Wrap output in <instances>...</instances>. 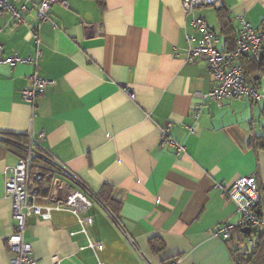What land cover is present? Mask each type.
I'll return each instance as SVG.
<instances>
[{
    "label": "crops",
    "instance_id": "crops-1",
    "mask_svg": "<svg viewBox=\"0 0 264 264\" xmlns=\"http://www.w3.org/2000/svg\"><path fill=\"white\" fill-rule=\"evenodd\" d=\"M10 1L29 10L20 24L0 12V58L33 56L29 28L36 26L37 72L51 83L27 103L21 91L34 68L0 63V134L43 133L35 149L74 172L93 194L109 186L121 225L92 201L83 214L94 253L68 210L53 209L49 219L29 216L23 238L35 264H162L171 258L175 264H233L229 243L214 232L237 223L240 213L215 184L254 174L264 196V148L251 144L264 139V103L194 96L207 94L213 76L204 60L187 59L191 15L181 0H66L68 7L50 6L49 21L38 19L40 0ZM195 13L215 32L219 50L235 46L239 16L264 28V0H215ZM262 51L264 40L257 58L241 59L258 91L264 74L253 62ZM166 122L184 147L179 154L170 142L160 143ZM20 154L0 141V264H10L13 255L6 245L15 219L5 180ZM152 237L163 241L161 250L153 251Z\"/></svg>",
    "mask_w": 264,
    "mask_h": 264
},
{
    "label": "built area",
    "instance_id": "built-area-1",
    "mask_svg": "<svg viewBox=\"0 0 264 264\" xmlns=\"http://www.w3.org/2000/svg\"><path fill=\"white\" fill-rule=\"evenodd\" d=\"M214 2L215 0H181L184 12L191 15L189 25L192 31L186 33L188 42L187 59L191 62L204 60L213 76L212 85L207 94L203 95L201 92L195 91L194 96H206L219 102L224 99L247 97L264 103V90L258 91L255 88L252 78L245 74V68L241 62L242 58H257L259 56L264 40V28L253 27L243 17L239 16L235 46L227 50L217 49L215 32L209 27L202 15L195 13V9L210 6ZM54 3L68 7L66 0H40L34 5L39 21L50 20L49 9ZM28 10L26 4L17 7L10 0H0V12L10 13L14 21L19 24L23 22L22 14ZM52 26L56 27L54 23H52ZM29 33L36 47L33 56L22 57L14 53L0 58V63L9 65L28 63L34 68L29 76L30 86L21 91L22 98L27 103L33 102L41 90L51 83V81L41 77L37 72L38 60L41 54L38 27H30ZM1 48L0 44V50ZM123 90L127 92L129 98L134 99V94L127 86H124ZM198 113L199 108L197 112H193V116L196 118ZM171 125V122L164 124L161 130L160 143L164 145L170 142L175 146L176 152L179 154L184 151V147L176 144L170 137ZM41 139H43V133H39L36 138L29 134L27 141L21 146L18 162L6 171L5 190L12 199L11 211L15 219L13 229L6 238V245L13 254L9 259L10 264H35L31 247L23 238L26 218L36 216L42 219H49L53 209H65L75 215L80 226L79 232L87 238L86 246L94 253L96 251L97 245L89 238L83 212L91 205L92 201L97 202L99 205L101 204L96 199L95 194L89 190L74 172L66 168L50 154L35 149V145ZM6 140L5 136L3 137L0 134V141L5 142ZM39 155L49 160L47 168L43 169L34 164V159ZM54 177H62L67 182L62 186H56V184H51V180ZM42 179H48L49 182L40 187ZM215 186L220 188L235 203L240 217L235 224L227 222L220 226L214 232V235L227 239L232 230L238 226L264 228V196L259 193L254 174L241 177L228 186L222 183H216ZM42 189L48 191L46 197L41 195ZM113 219L120 227L119 220ZM97 264H102V262L98 260Z\"/></svg>",
    "mask_w": 264,
    "mask_h": 264
},
{
    "label": "trees",
    "instance_id": "trees-1",
    "mask_svg": "<svg viewBox=\"0 0 264 264\" xmlns=\"http://www.w3.org/2000/svg\"><path fill=\"white\" fill-rule=\"evenodd\" d=\"M253 63L254 70L259 72V74H264V51L261 52L259 60L257 62L254 61ZM245 74L249 76L246 73V70ZM7 137L5 144L9 148L15 149L17 152L21 153V146L27 141V136L7 134ZM251 144H253L254 147L264 148V139H251ZM48 161L47 158L45 159L39 155L34 159V164L45 169L48 167ZM48 182V179H42L40 181V187H43V185ZM102 189L101 192L95 194L96 199L100 202L102 207L108 210L113 218L119 219V206H117V203L110 197V187L104 184ZM47 192L46 189H42L41 195L46 197ZM104 192L105 196L102 195ZM242 229L243 227L241 226L236 227L232 230L230 236L225 239V241L229 243L228 250L233 264H264V228L250 227L249 233L243 232ZM149 244L155 252L164 247L163 241L158 237H152ZM175 263L176 258H171L162 264Z\"/></svg>",
    "mask_w": 264,
    "mask_h": 264
},
{
    "label": "water",
    "instance_id": "water-1",
    "mask_svg": "<svg viewBox=\"0 0 264 264\" xmlns=\"http://www.w3.org/2000/svg\"><path fill=\"white\" fill-rule=\"evenodd\" d=\"M242 231L246 232V233H249L250 232V227H243Z\"/></svg>",
    "mask_w": 264,
    "mask_h": 264
}]
</instances>
